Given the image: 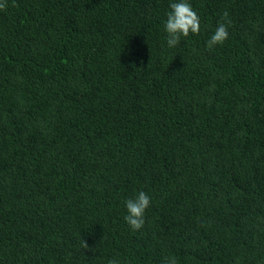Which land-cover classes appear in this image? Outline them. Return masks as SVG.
<instances>
[{
  "label": "trees",
  "instance_id": "16d2710c",
  "mask_svg": "<svg viewBox=\"0 0 264 264\" xmlns=\"http://www.w3.org/2000/svg\"><path fill=\"white\" fill-rule=\"evenodd\" d=\"M173 2L0 10V264H264V0Z\"/></svg>",
  "mask_w": 264,
  "mask_h": 264
},
{
  "label": "clouds",
  "instance_id": "9594fccd",
  "mask_svg": "<svg viewBox=\"0 0 264 264\" xmlns=\"http://www.w3.org/2000/svg\"><path fill=\"white\" fill-rule=\"evenodd\" d=\"M7 8V0H0V10ZM170 11L167 13L165 31L167 33V45L169 48L179 45L181 38L191 35H199L200 18L187 0H179L170 4ZM227 12L224 13L225 19ZM229 38L228 25L219 23L214 34L208 40V47L222 45ZM151 198L143 191L139 192L134 199L125 202L128 215L125 217L126 223L134 230L138 231L145 224V212L150 207ZM82 247L89 249L88 244L82 240ZM109 264H117L116 260H110ZM165 264H178L177 259L168 257Z\"/></svg>",
  "mask_w": 264,
  "mask_h": 264
}]
</instances>
